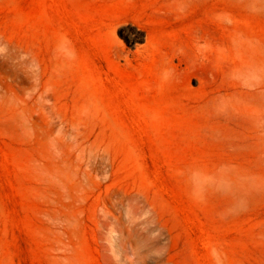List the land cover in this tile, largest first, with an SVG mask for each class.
<instances>
[{"label":"rangeland","instance_id":"obj_1","mask_svg":"<svg viewBox=\"0 0 264 264\" xmlns=\"http://www.w3.org/2000/svg\"><path fill=\"white\" fill-rule=\"evenodd\" d=\"M0 264H264V0H0Z\"/></svg>","mask_w":264,"mask_h":264}]
</instances>
